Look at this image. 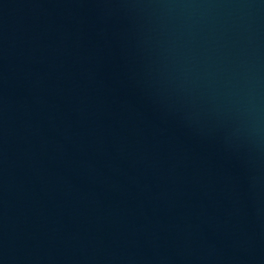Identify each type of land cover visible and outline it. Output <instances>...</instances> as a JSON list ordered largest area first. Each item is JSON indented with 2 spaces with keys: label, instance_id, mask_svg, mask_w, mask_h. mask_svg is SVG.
Listing matches in <instances>:
<instances>
[{
  "label": "water",
  "instance_id": "95a60500",
  "mask_svg": "<svg viewBox=\"0 0 264 264\" xmlns=\"http://www.w3.org/2000/svg\"><path fill=\"white\" fill-rule=\"evenodd\" d=\"M0 264H264V0H0Z\"/></svg>",
  "mask_w": 264,
  "mask_h": 264
}]
</instances>
